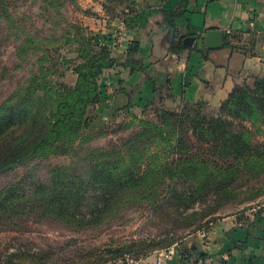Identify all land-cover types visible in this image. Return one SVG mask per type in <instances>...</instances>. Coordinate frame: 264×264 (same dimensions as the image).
I'll list each match as a JSON object with an SVG mask.
<instances>
[{"label":"rangeland","instance_id":"rangeland-1","mask_svg":"<svg viewBox=\"0 0 264 264\" xmlns=\"http://www.w3.org/2000/svg\"><path fill=\"white\" fill-rule=\"evenodd\" d=\"M119 3L0 0V104L21 91L34 75L55 90L73 86L80 49L88 41L100 42L91 30L94 10L104 4L119 11ZM255 80L246 85L253 87ZM88 115L92 123L93 109ZM116 117L103 126L90 125L71 145H59L45 157L0 171V192L7 191L6 196L12 198L7 199L10 208L0 215V264H122L129 254L148 252L152 245L169 239L180 242L230 215L257 214L264 204V127L259 123L254 127L249 121H231L235 131H248L246 142L252 148L236 158L232 150L216 148L215 142L199 141L188 123L179 129L183 145L175 152L166 141L167 134L162 132L160 137L138 122L158 123L153 109L140 118L135 116L136 120L125 114ZM190 157L206 162L209 187L196 191L201 177L189 175L187 169L173 180L158 177L151 181V192L146 182L130 190L129 197L119 198L116 209L106 212L95 226L72 228L54 216L42 217L27 199L37 185L50 184L53 170L62 169L86 183L82 210L88 213L101 205L102 190L107 187L94 182V166H117V173L137 178L173 162L185 163ZM179 194L186 198H178ZM143 246L151 247L139 250ZM28 250L50 256L42 262L18 257Z\"/></svg>","mask_w":264,"mask_h":264},{"label":"crops","instance_id":"crops-1","mask_svg":"<svg viewBox=\"0 0 264 264\" xmlns=\"http://www.w3.org/2000/svg\"><path fill=\"white\" fill-rule=\"evenodd\" d=\"M131 1L117 18L106 16L99 5L94 10L93 35L120 64L128 45L136 42L141 68L130 72L117 65L103 71L102 98L92 108L90 125L115 121L127 104L138 118L155 102L172 111L202 102L214 112L239 86L264 77V0H187L174 20L175 32L165 16L181 9L183 0ZM209 30L222 31L224 39L228 33L252 34L254 49L246 54L225 46L209 50L203 40ZM175 35L194 37L192 48L171 51ZM261 208L257 214L218 219L168 248L167 258L168 249L157 250L139 264H264V204Z\"/></svg>","mask_w":264,"mask_h":264},{"label":"trees","instance_id":"trees-1","mask_svg":"<svg viewBox=\"0 0 264 264\" xmlns=\"http://www.w3.org/2000/svg\"><path fill=\"white\" fill-rule=\"evenodd\" d=\"M110 1H120L121 5L119 11L116 6L110 8L104 4L101 5L105 13L115 11L111 18L119 17L124 8L132 4L131 0ZM186 4L187 0H183L181 9L165 16L173 32H175L174 20L182 14ZM254 39L252 34L228 33L225 35L224 46L246 54L254 49ZM194 40V37L181 40L175 35L170 49L173 52L191 49V43ZM189 41L190 44H188ZM138 49V44L131 42L126 50L125 62L120 64L111 56L108 45H102L100 42L99 44L86 42L79 51L81 62L74 67L75 84L62 87L60 90L41 84L35 75L30 76L21 91L0 104V171L11 164H23L38 156L45 157L60 148L59 145H71L81 139L90 130L91 121L88 112L98 105L102 98L99 79L103 71L117 65L129 69L130 72L139 70L141 64L136 58ZM50 104L51 108L48 107ZM131 107L127 104L120 113L136 120L130 112ZM151 109L157 112V120L160 124L144 119H139L138 122L150 130L157 131L160 137L162 132L167 134L166 141L175 152L178 153L183 145L178 133L179 129L188 123L199 141L215 142L216 148L232 150L237 155L236 158H240L245 152L252 151L246 142L248 131H235L231 121H249L254 127L257 123L260 127H264V78H256L253 87L246 84L239 86L219 104L216 111L211 113H206V106L202 102L183 104L176 111L165 109L161 103L155 102L151 104ZM168 128H171V131L166 130ZM198 166L202 169L201 173H198L201 170L197 168ZM205 166L206 162H198L197 158L190 157L185 163L173 162L162 167V170L152 169L144 176L137 178L117 173V166L104 164L94 166L92 177L95 181H93L107 187L105 186L102 190L101 205L89 210L88 213L82 210L84 207L82 192L86 183L62 169L53 170L50 184L37 185L38 187L27 199L40 210L42 217L54 216L72 228L90 227L98 225L106 212L112 213L120 200L127 199L129 191L138 188L142 183L146 182L148 191L151 192L153 190L151 181L158 177L173 180L182 177L184 170L187 169L189 175L195 178L201 177V185L196 191L206 189L210 186L208 184L210 174ZM6 193L7 191L0 192V215L10 208L7 199L11 197L6 196ZM178 198L185 199L186 194H179ZM15 201L16 199H13L11 203ZM261 210L260 207L257 213ZM178 242L174 243L173 239L165 240L161 244L154 245L155 247L152 245V247L139 248L140 250L151 247L148 252H136L129 255L139 260L157 250L168 249ZM44 256L50 255L28 250L18 257L32 258L42 262L46 259Z\"/></svg>","mask_w":264,"mask_h":264},{"label":"water","instance_id":"water-1","mask_svg":"<svg viewBox=\"0 0 264 264\" xmlns=\"http://www.w3.org/2000/svg\"><path fill=\"white\" fill-rule=\"evenodd\" d=\"M205 47L209 50L218 49L224 46V33L220 30H209L203 36ZM17 164H11L4 170L14 169Z\"/></svg>","mask_w":264,"mask_h":264},{"label":"built area","instance_id":"built-area-1","mask_svg":"<svg viewBox=\"0 0 264 264\" xmlns=\"http://www.w3.org/2000/svg\"><path fill=\"white\" fill-rule=\"evenodd\" d=\"M171 251L168 249L167 252L163 255L164 258H167ZM140 260H135L131 256H126L122 262V264H139Z\"/></svg>","mask_w":264,"mask_h":264}]
</instances>
